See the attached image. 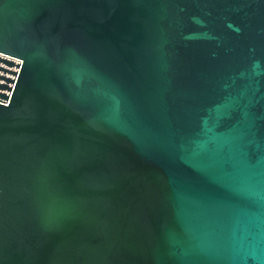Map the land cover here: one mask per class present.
I'll return each mask as SVG.
<instances>
[{
  "label": "water",
  "instance_id": "water-1",
  "mask_svg": "<svg viewBox=\"0 0 264 264\" xmlns=\"http://www.w3.org/2000/svg\"><path fill=\"white\" fill-rule=\"evenodd\" d=\"M0 264H264V0H0Z\"/></svg>",
  "mask_w": 264,
  "mask_h": 264
},
{
  "label": "built area",
  "instance_id": "built-area-1",
  "mask_svg": "<svg viewBox=\"0 0 264 264\" xmlns=\"http://www.w3.org/2000/svg\"><path fill=\"white\" fill-rule=\"evenodd\" d=\"M12 59V58H11ZM14 60H16V59H14ZM16 61H18V60H16Z\"/></svg>",
  "mask_w": 264,
  "mask_h": 264
}]
</instances>
